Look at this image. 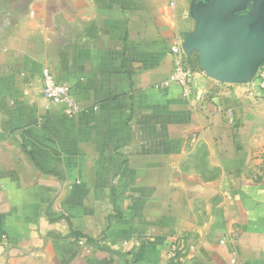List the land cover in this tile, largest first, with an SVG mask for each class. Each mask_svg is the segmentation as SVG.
<instances>
[{
	"label": "crops",
	"instance_id": "obj_1",
	"mask_svg": "<svg viewBox=\"0 0 264 264\" xmlns=\"http://www.w3.org/2000/svg\"><path fill=\"white\" fill-rule=\"evenodd\" d=\"M210 11L264 0H0V264H264V53L209 77L183 45Z\"/></svg>",
	"mask_w": 264,
	"mask_h": 264
},
{
	"label": "water",
	"instance_id": "obj_2",
	"mask_svg": "<svg viewBox=\"0 0 264 264\" xmlns=\"http://www.w3.org/2000/svg\"><path fill=\"white\" fill-rule=\"evenodd\" d=\"M220 13L210 11L203 15L197 32L186 39L184 49L197 50L202 68L217 81L248 80L256 57L264 53V17L251 22H224ZM261 15L264 16L263 11Z\"/></svg>",
	"mask_w": 264,
	"mask_h": 264
},
{
	"label": "built area",
	"instance_id": "obj_3",
	"mask_svg": "<svg viewBox=\"0 0 264 264\" xmlns=\"http://www.w3.org/2000/svg\"><path fill=\"white\" fill-rule=\"evenodd\" d=\"M172 53L175 55V66L172 80L188 88L192 81V71L184 59V51L179 45H173ZM43 97L50 103H64L67 114H72L78 109V105L71 94V86L68 83L58 82L49 69L43 70ZM258 96L264 100V66L258 72ZM229 121L234 123L233 112H228ZM235 260V259H234ZM236 261V260H235Z\"/></svg>",
	"mask_w": 264,
	"mask_h": 264
}]
</instances>
